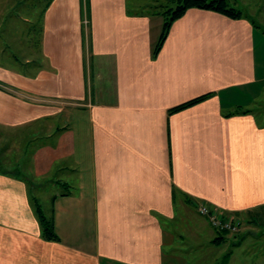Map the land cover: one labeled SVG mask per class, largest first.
Masks as SVG:
<instances>
[{"label": "crops", "instance_id": "crops-1", "mask_svg": "<svg viewBox=\"0 0 264 264\" xmlns=\"http://www.w3.org/2000/svg\"><path fill=\"white\" fill-rule=\"evenodd\" d=\"M43 1L37 52L0 49V264H178L183 195L240 221L264 205V114L225 117L263 99V25L190 9L154 58L163 18L147 0ZM44 184L66 188L60 242L31 203Z\"/></svg>", "mask_w": 264, "mask_h": 264}, {"label": "rangeland", "instance_id": "rangeland-1", "mask_svg": "<svg viewBox=\"0 0 264 264\" xmlns=\"http://www.w3.org/2000/svg\"><path fill=\"white\" fill-rule=\"evenodd\" d=\"M157 1V2H155ZM21 2V4H20ZM147 4H166L168 0H147L142 1ZM12 4L13 9L10 12V4ZM229 4L238 10L243 11V13L248 17L252 16L258 24L263 25L264 27V0H229ZM45 1L43 0H0V25H7L8 27L14 26L18 29L17 33H14V30L11 28L5 27L3 31L0 32V49L6 48V43H16V46H19L20 51H29L30 49L33 52H37V48H29L33 46L37 41L38 28L41 24L43 17ZM27 18L28 22L23 19ZM9 29V31H8ZM263 29V30H262ZM258 29L261 34L264 31V28ZM27 32L30 34V37L27 36ZM259 55L263 58L262 67L264 68V45L259 44ZM5 50V49H4ZM36 54V53H35ZM34 54V55H35ZM262 54V55H261ZM8 52L3 53V57L7 58ZM9 57V56H8ZM10 58V57H9ZM264 103V95L261 100ZM247 107L246 105H236ZM234 108V110L236 109ZM39 143L34 145V148L38 146ZM29 147H25L24 153L20 154V157L31 158V152ZM0 150L2 151V146L0 145ZM4 156L0 153V168L3 167L1 160ZM11 159L4 160V165L12 170L17 169V162H11ZM29 160H23L22 168L27 171L29 166ZM36 199L41 205L42 210L45 215L50 216L53 207V201L55 196L65 193L66 188L63 186H58L54 184H44L38 190H34ZM33 191V192H34ZM32 192V191H31ZM176 203L179 200L181 193L176 191ZM183 195V201H184ZM176 213L179 218L176 226L182 238H177L175 244V251L170 252L178 255V264H264V205L257 207L254 212L258 216L256 219L258 223L249 224L245 219L251 216L253 211L250 213H239V217L243 218V225L239 232L234 234L224 235L225 242L219 247H213L207 242L214 238H219V233L213 232L206 225V217L200 216L199 209L196 204H189L187 207H184L183 213L179 208V205L176 206ZM234 215V217L239 218ZM245 218H244V217ZM233 217V218H234ZM262 221H260V220ZM237 220V219H236ZM206 223V224H205ZM203 225L208 231H210V237L203 236L200 234L199 230L197 231V225ZM167 249V248H166ZM170 249V246H169ZM209 255L204 259L203 262H200L199 254Z\"/></svg>", "mask_w": 264, "mask_h": 264}, {"label": "trees", "instance_id": "trees-1", "mask_svg": "<svg viewBox=\"0 0 264 264\" xmlns=\"http://www.w3.org/2000/svg\"><path fill=\"white\" fill-rule=\"evenodd\" d=\"M155 2H157V1H155ZM155 2L146 5V8L149 12H151L152 14H155V15H159L163 18V30H162L160 39H159L157 45L154 47V50H153V57L154 58H156L158 56L159 52L161 51L163 44L165 43V40L167 39L173 24L177 20L182 18L186 14V12L190 9H201V10H206V11H212V12L222 14V15H224L228 18L234 19V20H239V19H242L244 17H247L243 13V11L238 10L237 8L231 6L229 4V0H168V2L166 4H163V5L155 4ZM248 18L253 24H257V23H255V21L252 17H248ZM259 26H261V25H259ZM212 95L213 94L204 95V96L198 97L196 99L190 100L186 103H183L177 107L170 109L168 114L172 115L174 113H178V112H181V111L186 110L188 108H191V107L205 101L206 99H208ZM249 114H252L254 116H259L261 114H264V103L260 100L259 102L256 103L254 109L244 108L243 106H238L233 112L225 114V117L231 118L234 116L249 115ZM30 186L33 187V184ZM176 191H178V190L176 188H174L173 189V200L174 201L176 199V194H175ZM184 196H185L184 197V203L186 205L196 204L197 208H199V206L201 205L199 202L193 201L192 199H190L186 195H184ZM31 203H32L34 210H35V213L37 215L43 239H45L47 241H51V242H60L61 241L60 237L58 236V234L56 232V228H55V219H54L53 207H52V212L50 213V216H47L44 214L41 205L38 203V200L35 197L31 198ZM254 211L252 212L251 216H249L247 218L244 217L248 221L249 224H252L255 222L258 223V220L256 219V216H258L256 213H258V212H254ZM219 214L222 216H225V217L227 216L223 212H219ZM200 216H202V215H200ZM206 220H207L208 224L210 225V227L216 233L218 232V233H221L224 235L225 234L226 235L234 234V233L239 232L240 229L242 228V225L244 222L243 218L241 219V221L239 220L240 226H239L238 231H225V230H220L219 228L212 227L209 220L207 218H206ZM262 223L264 224V221ZM219 239L222 241H225L226 238L221 235V237H219L215 240V243L217 241H219Z\"/></svg>", "mask_w": 264, "mask_h": 264}, {"label": "built area", "instance_id": "built-area-1", "mask_svg": "<svg viewBox=\"0 0 264 264\" xmlns=\"http://www.w3.org/2000/svg\"><path fill=\"white\" fill-rule=\"evenodd\" d=\"M200 215L206 217L212 227L219 228L225 231H238L240 226V221L236 219H231L229 217L222 216L217 210L211 209L206 204H201L199 206Z\"/></svg>", "mask_w": 264, "mask_h": 264}]
</instances>
